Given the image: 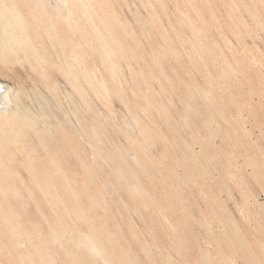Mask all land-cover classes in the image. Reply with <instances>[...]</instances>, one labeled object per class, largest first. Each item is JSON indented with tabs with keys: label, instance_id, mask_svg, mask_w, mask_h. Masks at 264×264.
<instances>
[{
	"label": "rangeland",
	"instance_id": "rangeland-1",
	"mask_svg": "<svg viewBox=\"0 0 264 264\" xmlns=\"http://www.w3.org/2000/svg\"><path fill=\"white\" fill-rule=\"evenodd\" d=\"M16 1L0 264H264V0Z\"/></svg>",
	"mask_w": 264,
	"mask_h": 264
},
{
	"label": "bare ground",
	"instance_id": "bare-ground-1",
	"mask_svg": "<svg viewBox=\"0 0 264 264\" xmlns=\"http://www.w3.org/2000/svg\"><path fill=\"white\" fill-rule=\"evenodd\" d=\"M45 15H46V13H45ZM64 19L67 20L68 17H64ZM25 23L26 22H25L24 18L22 17L21 11L17 8V1L16 0H0V56H1L2 59H5L6 58V56H5L6 54H9L10 52L14 51L13 50L14 49V46L17 43L20 44V45H22V43H26V41H27V38H26L27 34H26ZM94 79H96V78H94ZM6 87L8 88V90H6ZM6 87L0 81V136L6 134L7 136L5 137V141H9V140L14 139V138L16 139V135H13V134H12V136H8V135H9V133H17V129L20 127L21 123L19 121V117L17 116V111L13 109L16 106L15 105L14 106L12 105V104H14L13 103L14 100H16L15 91L11 87H8L7 85H6ZM16 91H17V89H16ZM17 93H19V92H17ZM105 95H107V94H105ZM48 122H50V121H48ZM52 133H53V131H52ZM99 148H101V147H99ZM238 203H236V204H238ZM247 209H250V208H247ZM241 210H242V208H241ZM166 220H167V218H166ZM93 247H95V245ZM91 249H93V248H91ZM94 250L96 251L95 248H94ZM96 253H97V251H96Z\"/></svg>",
	"mask_w": 264,
	"mask_h": 264
}]
</instances>
